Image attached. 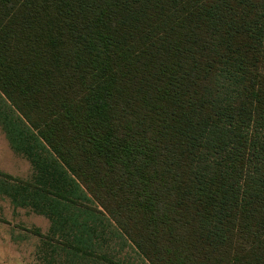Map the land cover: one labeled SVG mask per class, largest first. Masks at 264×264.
I'll list each match as a JSON object with an SVG mask.
<instances>
[{
  "label": "trees",
  "instance_id": "trees-1",
  "mask_svg": "<svg viewBox=\"0 0 264 264\" xmlns=\"http://www.w3.org/2000/svg\"><path fill=\"white\" fill-rule=\"evenodd\" d=\"M0 126L40 264H264V0H0Z\"/></svg>",
  "mask_w": 264,
  "mask_h": 264
},
{
  "label": "rangeland",
  "instance_id": "rangeland-1",
  "mask_svg": "<svg viewBox=\"0 0 264 264\" xmlns=\"http://www.w3.org/2000/svg\"><path fill=\"white\" fill-rule=\"evenodd\" d=\"M0 171L19 180L30 178V163L11 148L0 126ZM50 221L29 208L15 207L0 195V264H37L41 235H46ZM126 253L135 264H146L128 247Z\"/></svg>",
  "mask_w": 264,
  "mask_h": 264
},
{
  "label": "crops",
  "instance_id": "crops-1",
  "mask_svg": "<svg viewBox=\"0 0 264 264\" xmlns=\"http://www.w3.org/2000/svg\"><path fill=\"white\" fill-rule=\"evenodd\" d=\"M2 197H6V196H4V195H2V194H0ZM6 198H8V197H6ZM9 199V198H8ZM10 200V199H9ZM11 201V200H10ZM12 203V202H11ZM13 204V203H12ZM14 205V204H13ZM16 207V206H15ZM27 208V207H26ZM30 209V208H29ZM40 247H39V249H38V254H40ZM38 264H40V263H38Z\"/></svg>",
  "mask_w": 264,
  "mask_h": 264
}]
</instances>
